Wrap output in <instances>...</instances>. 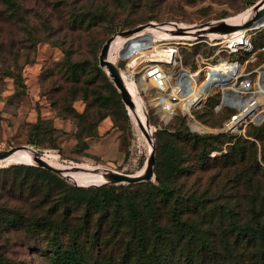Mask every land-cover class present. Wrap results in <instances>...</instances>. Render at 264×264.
<instances>
[{"label":"rangeland","instance_id":"rangeland-1","mask_svg":"<svg viewBox=\"0 0 264 264\" xmlns=\"http://www.w3.org/2000/svg\"><path fill=\"white\" fill-rule=\"evenodd\" d=\"M16 1L26 12L24 20L27 23L22 22L17 36L11 28L0 26V44L4 43L0 54V152L31 145L43 157L46 153L57 157L58 161L51 160L52 163L66 165L64 167L74 168V171L108 168L137 175L155 148L154 171H158L162 184L153 178L151 183L99 184L85 189L115 186L119 193L139 199L142 204L146 192L153 190L152 185H175L174 196L186 200L189 206L184 208L182 220L195 229L201 241L189 242L190 235L178 240V231L171 222L170 205L162 203L156 220L147 222L150 250L157 246L163 253L164 259L160 264H264V248L260 243L238 242V235L231 228L235 221L247 223L251 219L252 204L259 207L262 203L264 206V143L256 137V129L262 124L261 135L264 136V107L248 117L254 125L248 126L249 122L241 127L240 134L245 139L241 142L244 147L241 155L237 151L238 146L232 148L235 139L221 137L210 140L208 144H196L183 132V127H188L191 133L202 137L222 133L233 110L225 106L218 109L222 101L220 89L215 88L210 95L218 93V96L207 98L196 113L192 110L187 112L180 104L176 115L163 121L161 107L153 99L159 91L147 79L152 91L139 85V91L133 97L136 104L144 103L142 114L145 111L153 134V144H150L133 110L123 103L120 91L100 66L104 44L124 31L168 23L196 25L223 19L244 21L252 16V7L261 0ZM79 13L87 14L86 17L90 15L83 25L86 30L72 35L68 33L73 26L71 14ZM29 30L33 36L45 31L46 40L31 47L27 35ZM247 34L254 45V53H221L215 56L217 47L190 41L181 46V66L193 71L202 64V59L212 64H218L219 58L238 60L244 71L251 73L260 99L259 71L264 70V27L249 30ZM55 35L60 39L59 43L65 41L63 47L66 50L54 43L57 41ZM13 36L12 40H20L13 47L15 55L6 52L7 40ZM172 41L168 33L156 38V44L161 48ZM67 51L71 59L66 58ZM153 58L155 54L148 51L133 61L130 57H117L114 53L115 65L124 75L132 74L137 84L152 63L148 60ZM70 60L84 68H78L74 74L69 68ZM96 63L115 89L110 90L104 81L96 79V70H92ZM9 71L12 74H8ZM201 85L198 83L197 87ZM258 115L263 117L256 122ZM165 130L168 132L159 144L157 133ZM175 134L179 136L175 137ZM209 144H213L215 149L211 150ZM172 155H179L186 171L171 177L168 162ZM18 164L35 166V163ZM18 164H0V264H56L53 234L27 229L28 222L50 213L51 204L45 202L44 191L37 196L29 188L34 180L29 174L9 169ZM65 180L75 185L71 180ZM257 181H260V190L256 193L258 201L250 203L256 186L253 183ZM128 185L133 186L121 187ZM250 185L253 186L250 188ZM59 193L55 191V195ZM226 204L232 206L234 214L220 209ZM83 214V208L75 207L70 221L81 223ZM116 214L115 209L110 208L101 219L102 215L94 212L87 231L80 235L82 263L150 264L138 255V244L127 224L128 219L118 222ZM121 215H126V211L123 210ZM96 232L99 240L93 241L91 235ZM60 239L63 248L71 245L67 235L61 234ZM203 243L212 246L213 256L209 255L207 246L200 251L198 245ZM191 250L195 258L189 261L183 254Z\"/></svg>","mask_w":264,"mask_h":264},{"label":"trees","instance_id":"trees-1","mask_svg":"<svg viewBox=\"0 0 264 264\" xmlns=\"http://www.w3.org/2000/svg\"><path fill=\"white\" fill-rule=\"evenodd\" d=\"M24 15H26V12H24L22 5L18 1L0 0V26H7V28H11V31H14L15 36H17V29L19 27L21 28L22 22L24 23L25 21V23H27L26 20H24ZM86 15L87 14L84 15L83 13L75 14V16L71 14L73 18V26H71V28L68 30V33L73 35L86 30L83 28V25L86 23L87 18L90 16L89 15L88 17H86ZM62 30L63 28L61 29V31ZM29 32L30 33L27 35L30 38L29 41L30 44H32L30 45L31 47L39 42L46 40L44 36L46 34L44 33L45 31L40 32L36 36H33L30 30ZM54 33H56V31ZM49 36L50 35H48V37ZM14 38V36L11 37V39L7 40L8 42L6 43V52L11 55H15L13 47L17 42H20L18 38L16 40H12ZM56 38L57 41H54V43L59 44L63 49L66 50V48L63 47L65 41L63 40L61 43H59L60 39H58V37ZM3 46L4 43H1L0 54L3 51ZM66 58L71 59L70 53L68 51ZM69 68L75 74L78 68H84V66H81L80 63L71 62L70 60ZM92 70H96V79L99 78L101 81H104V85L110 90H113L114 86L111 84L109 77L102 70L98 63L94 64ZM9 72L10 73L8 74H12L11 71ZM217 96L218 93L211 95L210 97H208V99ZM204 103L199 108L192 110V113H196L197 110H199L204 105ZM231 109L233 111L229 115L227 121L231 118L232 115L238 112L233 108ZM250 125L254 124L249 123L248 126ZM262 125L257 127L256 137L258 140L264 143V136L261 135ZM166 132L168 131L165 130V132L157 133L159 144ZM183 132L185 133V136L187 138H189L196 144L200 142H205L206 144H208L210 140H219L221 137L235 139L232 148H236V146H238L237 151H239V154L243 155L242 151H244V147L242 146L241 142H243V140L245 139H242L243 135L240 133L222 131V133L217 136L202 137L191 133L188 127H183ZM179 135L181 134L179 133ZM179 135L175 134L174 136L178 137ZM209 146L211 147V150L215 149L213 144H209ZM179 158V155H172L169 158L168 167L171 177L177 176L178 174L184 173L186 171V168L183 167V164L181 163ZM9 169L16 170L22 173L26 172L27 174H29V177L34 179L32 180V182H30L29 188L33 190L37 196H39L41 191H44L45 197H43L45 198V202H49L51 204L50 213L46 217L37 218L34 221L28 222L27 229L34 232L41 231L47 234H53V249L55 250L54 260L56 264H83L80 250L81 245L79 242L80 235L82 232L87 231L88 224L90 222V219H92L94 212H99V215H102L101 219H103L107 215L110 208H114L117 212L115 216L116 221L120 222L128 219L127 224L131 227L132 235L136 238L138 244V255L139 257H141V259L147 261V263L150 262V264H160L164 259L162 251L160 249H157V246H154L153 249L150 250V235L148 234L147 229L148 220H156L158 215L157 212L160 211L162 203L166 206L170 205L171 222L173 228L178 231V240L182 239L183 236L190 235L189 242L193 241L192 243H198L201 241V238L197 234L195 229L188 222L182 220L184 208H188L189 206L186 205V200L180 199L177 195L174 196L175 185H152L153 190H149L146 192L144 201H142V204H140L139 199L129 198L126 195L119 193L115 186L107 187L106 185H104L98 188L85 189L76 187L75 185L70 184L64 178L60 177V175H57L56 173H53L41 167L18 164L12 165ZM153 178L156 182L162 184V180L156 169L154 171L152 179ZM152 179L146 181V183H151ZM257 182L253 183V185L256 186L251 193L250 203L258 201V196L256 197V193H259L260 181ZM253 185H250V188ZM132 186L133 185L121 187L131 188ZM55 191H59L60 193L58 195H55ZM78 206L84 209V214L83 221L79 224H76L73 223V221H70V217L72 215L73 209ZM251 207V219L247 223L235 221L231 223V228H233L235 230L234 232H236V234L238 235V242L249 243L253 245L260 243V245L264 248V206L262 203H260L259 207H256L255 204H252ZM60 209L62 210L61 213H59ZM220 209L228 214H234L232 206L230 204H226L225 206L222 205ZM123 210L126 211V215L124 216L121 215L123 213ZM20 224L25 225V223L22 221H20ZM61 234L68 236L71 245L63 248L60 239ZM91 238H93V241L99 240V233L96 232L95 234L91 235ZM204 246H207L209 248L210 256H213L215 254L212 246L205 243H203V245H198V247L201 248L200 251L204 250ZM193 252L194 251L191 250L187 254H183L185 256V259L191 261L193 258H195V255L192 254ZM262 257L264 259V251L262 253Z\"/></svg>","mask_w":264,"mask_h":264},{"label":"built area","instance_id":"built-area-1","mask_svg":"<svg viewBox=\"0 0 264 264\" xmlns=\"http://www.w3.org/2000/svg\"><path fill=\"white\" fill-rule=\"evenodd\" d=\"M239 35L244 38L245 45L237 44V37ZM169 38L176 42L172 43V41L169 44L165 43V47H162V49L166 55L161 56L160 59L151 61L152 63L145 70L146 79H148L159 91L158 93H160L159 99L161 105L159 106L163 113V121L170 120L176 115L177 108L182 102L186 89H191V83L194 82L196 87L198 83L202 84L201 86L203 89L209 86L210 91L206 99H201L198 102L195 101L191 105V110L199 108L204 101L211 96L210 93L213 92L215 88H218L222 93V101L218 109L225 106L238 111L225 123L223 131L240 133L242 132L241 127L243 125L249 122L253 123L248 117L254 116L256 110L263 107V104H261L257 96L258 90L254 88L255 85L251 73L244 71L243 64L240 61H227L226 59L219 58L218 64H212L211 61L205 62L202 59V64H199L196 70L191 71L181 66L182 61L179 55L181 46L189 44L190 41L196 44L205 42L211 47H217L218 50L215 52V56H219L221 53H227L228 55L254 53V45L247 32H236L225 36L209 35L204 38L188 36H169ZM153 45H157L156 40L153 42ZM153 49L154 47L150 46L145 51L150 52ZM262 51H264V47ZM222 62L228 66L230 71L228 73H219L215 71L217 72L216 75H221L215 80L212 78L214 74L212 68L220 66ZM171 69L174 70L173 73L169 72ZM212 80L220 81L221 85L210 84ZM199 102L201 103L199 104ZM248 109L250 110L248 111ZM259 118L260 115L256 117V120Z\"/></svg>","mask_w":264,"mask_h":264},{"label":"bare ground","instance_id":"bare-ground-1","mask_svg":"<svg viewBox=\"0 0 264 264\" xmlns=\"http://www.w3.org/2000/svg\"><path fill=\"white\" fill-rule=\"evenodd\" d=\"M262 9H264V6L262 7ZM250 18L251 17H249L248 19H246L244 21L233 20L232 22H234L238 25H242V24L246 23ZM156 26L161 27L162 25H150V26L142 29L141 31H139L134 36H120V35L116 36L115 39L113 40L112 44H111L108 59L114 63V53H117V57H120V58H122V57H124V58L128 57L129 58L130 57L131 60L133 61L138 56H141L142 54H144L145 50L147 48H149L150 46L154 47V49L151 50L150 53L155 54V59L153 58V59H150L148 61H155L156 59H160L161 56L166 55V53H164V50L161 48V46L160 45H153V42L156 40L157 37L165 36V33H167V32H165V30L171 29L172 27H171V25H165V26L163 25L161 28L160 27L156 28ZM263 26H264V22H263ZM237 42H238L237 44H239V45H245V40L241 35H239L237 37ZM212 71L214 73L212 75V78L217 80V78H219L221 76L220 74L216 75L217 72L228 73L230 70L228 69V66H226L224 64V62H222L220 66L212 68ZM215 71H217V72H215ZM169 72L173 73L174 70L171 69ZM259 75H260V77H259L260 102H261V104H263V107H264V73H262V71H259ZM121 76H122L123 82H124L128 92L131 96V105H128L127 107L129 109L133 110L134 116H135L136 120L138 121V125H139L140 129L146 134V136L148 137V139L150 141V138L152 137L151 127H149L147 125L148 117H147L145 111H144V115L142 114L143 113V106L142 105L144 103L143 104H141V103L136 104L135 99L133 97V95L135 96L138 93L140 86L143 87V89H145V90L149 89L150 91H152L151 87H149V85L147 83L146 74H144V76L142 78H140L138 84L136 83L135 78L132 74L124 75L123 72H121ZM210 84H212V85L220 84L221 85V82L212 80L210 82ZM208 87L209 86H207L206 89L205 88L203 89L202 86L198 88L195 86V83L192 82L191 83V89H186V91L183 95V99L181 102V105L183 106V108L187 112H190L191 111V105L195 101L198 102L201 99H206L207 95L209 94L208 92L210 91V87L209 88ZM159 95H160V93H157V96H155L153 99H155V101L158 105H161ZM249 110L250 109H248V111ZM196 124L200 125L198 122H196ZM29 149L30 150H19V151H17L16 153L9 156L8 158H6L4 160H0V164H7L8 165V164H18V163H35V160H34L35 154L33 153V151L36 149L31 145H30ZM36 151H38V150H36ZM44 157L42 156L41 159L43 161H45L46 163H48L49 165H51L57 169L69 170V173H65L66 176L68 178H70V180L72 182L77 183L78 185H81V186L99 185V184H102L106 181L104 174H103V170L102 171L101 170H90V172L86 171V170H84V171H76L75 170L74 171L73 170L74 168L70 169V167H64L66 165L62 164L63 166H60V165L52 163L51 160L52 161H58L57 157H55L52 154L49 155L46 153ZM75 169H76V167H75ZM143 171H144V169H142V171L139 174H137V176L141 175L143 173Z\"/></svg>","mask_w":264,"mask_h":264},{"label":"water","instance_id":"water-1","mask_svg":"<svg viewBox=\"0 0 264 264\" xmlns=\"http://www.w3.org/2000/svg\"><path fill=\"white\" fill-rule=\"evenodd\" d=\"M264 6V0L259 1L256 5L252 7L253 15L251 18L244 24L238 25L234 22L227 21V19L219 20V21H212L207 22L203 24H196V25H186V26H179L176 23H168L165 25H171V29L165 30V32L168 33L169 36H188V37H195V38H204L209 35H219V36H225L230 35L236 32H247L249 30H255L259 29L263 26L264 22V9L262 7ZM140 28V27H139ZM139 28H135L132 30L124 31L121 33L120 36H134L139 32ZM146 27H143V29ZM142 30V29H141ZM140 30V31H141ZM190 35V36H189ZM118 36V35H117ZM115 38H110L103 46L102 52L100 55V66L104 68L109 76L111 77L113 83L120 91L122 101L126 105H131V96L123 82L121 72L118 69V67L108 59L110 47ZM264 73V70L262 71ZM207 88V87H206ZM201 102H199L200 104ZM128 109V108H127ZM263 116L260 115V119ZM257 120L256 122H258ZM147 125L151 127L149 120H147ZM148 135V134H147ZM150 144H153V134L150 138ZM30 146L24 145L19 147H13L9 150L0 152V160H4L8 158L9 156L13 155L19 150H30ZM33 153L35 154L34 160H35V166L44 168L46 170H49L53 173H56L65 179L70 181V178L66 176L65 173H69V170H61L57 169L45 161L41 159V154L34 150ZM154 164H155V148H153L149 153V158L147 159V162L144 166V171L141 175H129V174H123L120 172H117L112 169L105 168L103 170V174L105 177V182L102 184H137L144 181H148L152 179L154 175ZM74 183V182H73ZM77 187H83V188H89V187H95L97 185H91V186H81L77 183H74Z\"/></svg>","mask_w":264,"mask_h":264}]
</instances>
